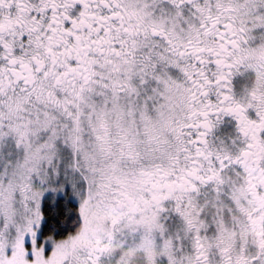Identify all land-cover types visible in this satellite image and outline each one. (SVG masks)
<instances>
[{"label": "snow or ice", "instance_id": "snow-or-ice-1", "mask_svg": "<svg viewBox=\"0 0 264 264\" xmlns=\"http://www.w3.org/2000/svg\"><path fill=\"white\" fill-rule=\"evenodd\" d=\"M0 264H264V0H0Z\"/></svg>", "mask_w": 264, "mask_h": 264}]
</instances>
